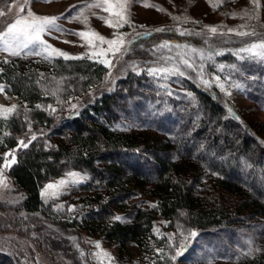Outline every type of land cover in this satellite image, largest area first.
Returning a JSON list of instances; mask_svg holds the SVG:
<instances>
[{
    "label": "rangeland",
    "instance_id": "rangeland-1",
    "mask_svg": "<svg viewBox=\"0 0 264 264\" xmlns=\"http://www.w3.org/2000/svg\"><path fill=\"white\" fill-rule=\"evenodd\" d=\"M95 2L97 0H27L25 4V0H0V11L5 13L0 17V31L16 19L26 17L29 9L37 16L60 17L56 21L60 30H51L43 39L72 57H80L49 56L39 45L23 48L12 40H9L10 45L18 49L20 55L0 51V85L4 89L0 92V105L16 106L11 113H0V169L8 183L7 188L0 186V252L14 255L22 264H237L243 255L259 252L264 246V217L252 216L251 220L247 217L242 224L220 229H196L187 211L179 210L170 219L159 215L142 244L129 243L124 247L108 240L100 230L90 233L83 227V219L91 210L97 211L99 205L107 206L108 222L129 223L136 209L154 206L156 199L148 194V189L130 187L123 198L126 209H119L114 202L122 198L113 197L112 202L110 190L94 179L90 169L64 157L58 158L55 173L38 183L41 220L46 222V227L38 235L27 226L24 210L19 209L23 194L8 174L10 167H3L6 159L10 161L13 155L19 156L20 149L24 148L21 141L23 144L32 141L43 150L55 153L60 140L67 139L75 128L74 124L64 121V115L75 114L77 105L87 100L93 90H105L110 96L111 113L106 115V126L111 131L143 133L149 140L171 139L181 120L179 114L183 112L185 100L194 93L184 85L178 73L150 75L149 70L176 69L167 65L175 64L173 55L183 56V65H191L186 73L208 81L207 85L215 87L240 118L264 139V57L240 51L253 43L264 42V0H127L124 15L130 23L116 28L106 25L99 17L115 22L122 0H111L112 12L88 7ZM22 4L25 7L20 12ZM78 16L80 19H74ZM85 18L87 23L82 22ZM209 26H215L216 33L210 32ZM157 29L198 35L207 44L217 47L204 51L194 47L191 53L195 57L190 59L185 53L190 46L181 50L177 45L161 47L164 43L154 41L143 45L139 50L144 53L142 56L129 53L130 59H117L121 53L99 54L108 49V44H101L91 36L76 35L95 31L107 39L123 35L128 42ZM239 32L255 35L240 36ZM89 39L92 44L88 43ZM128 45L126 43L125 48ZM102 60L110 61V66L101 63ZM69 61L90 62L94 68L102 66L109 74L100 83L96 75L91 77L76 72L73 65H63ZM138 61H144L146 67L140 69ZM9 68L27 76V84L35 90V97L28 99L17 92ZM220 84L224 85L223 91ZM98 122L104 120L98 119ZM142 142L138 149L143 148ZM69 147L73 146L69 144ZM138 149L124 151L127 155L142 154L149 159ZM6 154L10 155L6 157ZM94 164L101 165V161L96 160ZM196 178L198 187H203L207 179L205 173L202 171ZM61 180L67 183L60 186ZM50 184L54 187L45 191ZM117 216L122 219L116 220ZM96 242L100 248L96 247ZM101 250L110 254L111 259L98 255ZM177 252L181 255L176 256Z\"/></svg>",
    "mask_w": 264,
    "mask_h": 264
},
{
    "label": "trees",
    "instance_id": "trees-1",
    "mask_svg": "<svg viewBox=\"0 0 264 264\" xmlns=\"http://www.w3.org/2000/svg\"><path fill=\"white\" fill-rule=\"evenodd\" d=\"M168 30L134 37L117 59H130L129 53L142 56L144 53L139 50L154 41L177 45L181 50L190 46L191 49L185 50L190 59L195 57L191 53L194 47L203 51L217 47L216 44H207L198 35ZM172 58L175 64L170 62L167 65L175 66L183 73L178 74L194 95L185 100L183 112L179 114L181 120L171 139L149 140L143 133L111 131L106 126L107 116L111 113L110 96L105 90H93L87 100L77 105L75 114L67 112L64 115V121L74 124L75 128L67 139L60 140L55 153L43 150L32 141L20 149L8 174L23 194L19 209L24 210L27 226L30 225L33 232L41 235L39 232L46 227V222L41 220L38 183L55 173L59 157L90 169L94 179L110 190L112 202L113 197L122 198L114 202L119 209L125 208L123 198L130 187L148 189V194L156 199V205L136 209L129 223L108 222L106 205H99L97 211L91 210L84 217L83 227L90 233L101 231L108 240L117 241L122 247L129 243L142 244L159 215L170 219L179 210L187 211L190 223L196 229H220L242 224L247 217L250 220L252 216L255 219L264 217V139L252 125L240 118L215 87H209L200 77L194 78L191 72L186 73L189 66L183 65V56L173 55ZM138 62L140 69L146 67L144 61ZM66 63L63 65H73L78 73L98 76L100 83L109 74L102 66L94 68L90 62ZM9 71L17 92L28 99L35 97V90L27 84V76L22 72L14 73L13 68ZM98 119L104 122H98ZM140 141H143L142 149H138ZM69 144L73 147L70 148ZM134 149L142 150L149 159L133 152L127 155L124 151ZM111 155L121 160L113 159ZM123 156L132 158L125 160ZM96 160H100L101 165L94 164ZM202 171L207 179L199 188L196 175ZM0 264L22 263L14 255L0 252ZM237 264H264V246L257 253L243 255Z\"/></svg>",
    "mask_w": 264,
    "mask_h": 264
},
{
    "label": "snow or ice",
    "instance_id": "snow-or-ice-1",
    "mask_svg": "<svg viewBox=\"0 0 264 264\" xmlns=\"http://www.w3.org/2000/svg\"><path fill=\"white\" fill-rule=\"evenodd\" d=\"M26 3H27V0H25V4ZM126 4H127V0H122V2L119 4V8L121 9V11H118L115 13V15L118 17V19L115 22L103 16L99 17V19L103 20L104 23L110 27H114V28L123 27L124 24L130 23V21L127 19V16L124 15V12H126ZM24 7L25 5L22 4L20 6L19 11L23 12ZM88 7L89 8H92V7L102 8L105 12H112L114 5L111 3V0H97V2H95L94 4L88 5ZM9 10H11V7L9 8ZM4 15L5 13L3 11H0V17ZM80 16H83V13H81ZM80 16L75 17L74 19H80ZM58 19H60V17L37 16L34 13H32L31 10L29 9L26 17L16 19L14 22L8 24L4 31H0V51L9 52L13 56L20 55V51L16 48H13L10 45L9 40H12V41H15L18 45H20L23 48H28L30 45H39L43 47L46 51H48L49 56H51L52 54H55L56 56H61V57H64L65 59L80 58V57H72L68 53L60 49H56L52 45L47 44V42L43 39V35L49 34L51 30H57V31L60 30V26L56 23ZM82 22L87 23V18H85L84 21ZM157 31H163V29H157ZM209 31L212 33H216L217 28L215 26H209ZM229 31H232V30L229 29ZM237 34L240 36L255 35V33H246V32H239ZM76 35H79L83 38L91 36L95 38V40H98L101 44L103 43L108 44L109 46L108 49L101 50V52L99 53L100 55H104L106 54V52H111L113 55H115L116 53L122 54V50L123 51L127 50L125 48V44L131 43V41L126 42L124 40L123 35H117L114 39H107L95 31H92L91 33L78 32L76 33ZM88 43L92 44L93 43L92 39H89ZM161 47H167V42L161 45ZM256 49H259L260 51L254 52V50ZM240 51L250 52V53H253L254 55H259L260 57H264V42H261L259 44L253 43L248 48L240 49ZM93 55H97V53H93ZM45 58H48V56H46ZM100 62L105 63L106 65H109V66L111 63L108 60H102ZM184 63L188 64V61L185 60ZM188 66L191 67V65H188ZM158 72H162V73L171 72V73H179L180 75H183L182 72H179V69L163 68V69H150L149 70L150 75L156 74ZM204 83L208 84V81H204ZM219 87L221 88L222 91L224 90L223 84H220ZM3 90H4L3 86L0 85V92H3ZM15 107L16 106L13 105L10 108H5L4 106L0 105V113H3V114L11 113L15 109ZM229 111L231 112V109H229ZM33 139H35V137H33ZM21 144L24 147H27L26 144H23V141H21ZM7 155H10V154H6V157ZM15 163H16V158L13 155L10 161L6 159V162L3 167L9 168L11 167L12 164H15ZM69 175L76 176L78 174L70 173ZM74 182H78V181H74ZM66 183L67 181L61 180L59 182V185L63 186ZM0 186L5 187V188L8 187L7 179L3 174V169H0ZM53 187L54 185H51V184L47 185L45 191ZM42 195H44V192H42ZM115 219L119 221L122 218L117 216L115 217ZM192 235H195V233H192ZM96 247L100 248L99 242H96ZM99 254H102L106 257H109V259H111L110 254H108L107 252H103L101 250V253H98V255ZM179 255H181V253L177 252L176 256H179ZM173 259H175V257H173Z\"/></svg>",
    "mask_w": 264,
    "mask_h": 264
}]
</instances>
